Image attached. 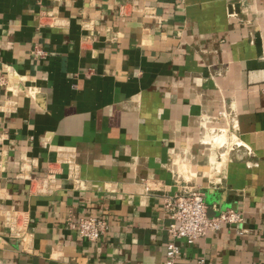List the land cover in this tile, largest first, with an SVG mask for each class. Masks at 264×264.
<instances>
[{
    "label": "crops",
    "instance_id": "0c3cea01",
    "mask_svg": "<svg viewBox=\"0 0 264 264\" xmlns=\"http://www.w3.org/2000/svg\"><path fill=\"white\" fill-rule=\"evenodd\" d=\"M0 78V264H165L187 188L242 232L175 264H264V0H0Z\"/></svg>",
    "mask_w": 264,
    "mask_h": 264
},
{
    "label": "built area",
    "instance_id": "2783aa9c",
    "mask_svg": "<svg viewBox=\"0 0 264 264\" xmlns=\"http://www.w3.org/2000/svg\"><path fill=\"white\" fill-rule=\"evenodd\" d=\"M35 54L41 52L35 48ZM0 78V86L1 84ZM145 191H149L146 184ZM164 211L171 223L168 232L173 240L166 248L165 264H175L179 255L180 244L192 246L197 241L205 238L208 234H214L221 230L222 226L237 229L242 224V216L236 210H227L210 216L204 202V194L194 188L183 189L180 193L164 200ZM68 226L75 230L79 237L88 242H97L107 229L103 220L94 217H80L76 223L69 220ZM197 264H211L204 259L198 260Z\"/></svg>",
    "mask_w": 264,
    "mask_h": 264
},
{
    "label": "rangeland",
    "instance_id": "374dc122",
    "mask_svg": "<svg viewBox=\"0 0 264 264\" xmlns=\"http://www.w3.org/2000/svg\"><path fill=\"white\" fill-rule=\"evenodd\" d=\"M222 137H223V136H222ZM223 138H224V137H223ZM219 139H220L219 141H220L221 143H220L219 141H216V140H218V138L215 139V143L221 147V144H222L224 141L226 142V140H225V138H224V139H221V137H220ZM221 140H222V141L224 140V141L222 142ZM218 142H219V143H218ZM224 144H225V143H223V145H224ZM178 171H179V172L175 174V180H176V181H179V182H186L188 187H192L190 181H192V179L195 178V173L193 174V172H190V174H189L188 171H187L186 169H179Z\"/></svg>",
    "mask_w": 264,
    "mask_h": 264
},
{
    "label": "bare ground",
    "instance_id": "6f19581e",
    "mask_svg": "<svg viewBox=\"0 0 264 264\" xmlns=\"http://www.w3.org/2000/svg\"><path fill=\"white\" fill-rule=\"evenodd\" d=\"M210 131H211V130H210ZM209 134H210V132H209ZM211 137H212V140H211V141H214V142H212V143H215V139H217V137L215 138L214 135L211 136ZM213 137H214V138H213ZM220 137H221V139H224V138H223L224 136H223V137L220 136ZM220 137H219V138H220ZM219 138H218V140H216V141H219V140H220ZM209 139H211L210 136H209V138H208L207 135H206V138H205L204 140H205L206 143H209V142H210ZM225 140H226V139H225ZM221 141H222V140H221ZM223 141H224V140H223ZM223 141H222V142H223ZM219 142H220V141H219ZM219 142H218V143H219ZM220 143H221V142H220ZM223 143H225V141H224ZM223 143L221 144V146H223Z\"/></svg>",
    "mask_w": 264,
    "mask_h": 264
}]
</instances>
